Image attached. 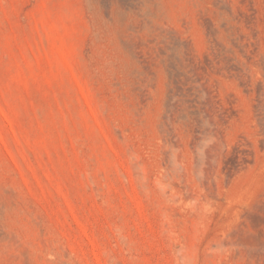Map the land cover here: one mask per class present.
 <instances>
[{"label": "rangeland", "instance_id": "374dc122", "mask_svg": "<svg viewBox=\"0 0 264 264\" xmlns=\"http://www.w3.org/2000/svg\"><path fill=\"white\" fill-rule=\"evenodd\" d=\"M0 264H264V0H0Z\"/></svg>", "mask_w": 264, "mask_h": 264}]
</instances>
